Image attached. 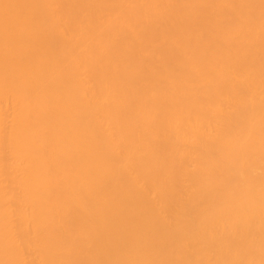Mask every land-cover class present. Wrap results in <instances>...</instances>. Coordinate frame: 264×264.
Masks as SVG:
<instances>
[{
    "label": "bare ground",
    "instance_id": "obj_1",
    "mask_svg": "<svg viewBox=\"0 0 264 264\" xmlns=\"http://www.w3.org/2000/svg\"><path fill=\"white\" fill-rule=\"evenodd\" d=\"M0 264H264V0H0Z\"/></svg>",
    "mask_w": 264,
    "mask_h": 264
}]
</instances>
